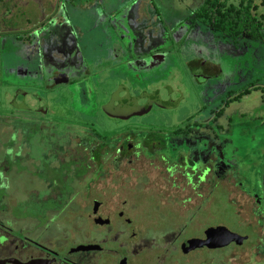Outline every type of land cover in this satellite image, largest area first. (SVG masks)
<instances>
[{
    "label": "flooded vegetation",
    "instance_id": "1",
    "mask_svg": "<svg viewBox=\"0 0 264 264\" xmlns=\"http://www.w3.org/2000/svg\"><path fill=\"white\" fill-rule=\"evenodd\" d=\"M165 46L169 42L157 54L164 55ZM29 50L21 52L25 62L34 58ZM123 63L140 87L157 82L145 78L147 57L134 53ZM187 64L190 77L178 81L174 96L148 89L127 95L118 92L121 85L108 99L98 94L104 119L70 106L72 116L55 120L48 102L27 103L33 111L10 102L14 121L29 123L37 148L44 138L48 149L46 165L31 173L32 197L14 214L0 201V264H264V161L254 167V186L247 178L241 182L238 172L249 167L237 162L238 149L225 138L224 110L187 107L189 88L207 83L211 69ZM89 67L48 70L45 88H77L74 105L80 107L82 92L91 97L81 87ZM241 96L229 93L226 107ZM182 111L189 115L181 117ZM23 112L36 117L25 120ZM234 191L237 230L214 222L212 210L215 195Z\"/></svg>",
    "mask_w": 264,
    "mask_h": 264
},
{
    "label": "rangeland",
    "instance_id": "2",
    "mask_svg": "<svg viewBox=\"0 0 264 264\" xmlns=\"http://www.w3.org/2000/svg\"><path fill=\"white\" fill-rule=\"evenodd\" d=\"M102 1L0 0V114L4 108V115H0V201L11 205L9 213H16V205L32 197L31 173L46 165L48 149L44 138L37 148L33 142L36 129L29 123L14 121L10 106L14 98L22 97L36 107L48 102L50 117L55 120L72 116L70 106L86 117L104 119L96 105L98 94L108 99L121 85L118 92L127 95L148 89L162 96H174L178 81L189 76L185 66L196 62L209 66L210 79L189 88L188 110H196L202 104L213 107L215 113L224 110L225 138L238 149L237 162H245L249 167L238 172L241 182L246 184L247 178L254 186V167L259 168L264 161V28L257 34L251 29L242 38L234 39L190 18L205 0H136L129 22L137 38L133 47L127 30L116 19L111 22L109 16L112 9L123 6L118 1L124 0H111L103 6ZM241 1L227 0V5L239 8ZM255 4L254 13L259 18L264 15V0H255ZM185 18L187 21L180 23ZM167 42L166 53L157 54ZM29 49H33L34 58L25 62L21 52L28 53ZM134 53L147 57L150 68L144 72L145 78L150 81L156 77L157 82L145 81L141 87L136 83L137 74L127 70L128 64L123 63ZM111 61L117 63L108 64ZM86 62L91 75L87 85L81 87L91 97L82 92L80 107L74 105L80 98L77 88L65 87L55 92L45 88L44 72ZM155 62L158 65L152 66ZM101 66L106 68L105 72ZM109 78L108 83L105 80ZM246 89L250 93L242 94ZM229 93L242 96L226 107ZM21 115L25 120L36 117L24 112ZM188 115V111L181 112L183 118ZM57 149L55 146L54 150ZM238 197L237 191L226 197L215 195L213 221L237 230L238 221L233 214L237 203L233 200Z\"/></svg>",
    "mask_w": 264,
    "mask_h": 264
},
{
    "label": "trees",
    "instance_id": "3",
    "mask_svg": "<svg viewBox=\"0 0 264 264\" xmlns=\"http://www.w3.org/2000/svg\"><path fill=\"white\" fill-rule=\"evenodd\" d=\"M256 8L255 0H242L239 8L227 5V0H205L190 18L194 23L201 22L216 32L240 39L251 29L257 34L264 28V15L258 18Z\"/></svg>",
    "mask_w": 264,
    "mask_h": 264
},
{
    "label": "crops",
    "instance_id": "4",
    "mask_svg": "<svg viewBox=\"0 0 264 264\" xmlns=\"http://www.w3.org/2000/svg\"><path fill=\"white\" fill-rule=\"evenodd\" d=\"M114 1V0H113ZM117 1V0H115ZM111 2V0H103L102 1V6L104 5H109ZM119 4H123V6H121L120 8H117L115 10H111L110 11V21L113 19H116L119 24L122 26L123 29L127 30V32L129 33V35L132 38V41L137 40V38L135 37V35L133 34V31L131 29V26L129 25V22L131 20L134 8L136 6V0H124L122 2L118 1ZM101 6V8H102ZM188 18H185L182 22L183 23L185 21H187ZM112 22V21H111ZM124 38L126 36H123Z\"/></svg>",
    "mask_w": 264,
    "mask_h": 264
},
{
    "label": "water",
    "instance_id": "5",
    "mask_svg": "<svg viewBox=\"0 0 264 264\" xmlns=\"http://www.w3.org/2000/svg\"><path fill=\"white\" fill-rule=\"evenodd\" d=\"M11 105L17 109L30 110V111L35 110V108L29 107L25 100L20 99L18 97L14 98V100H12ZM221 229L227 231V229H224V228H221ZM214 230H218V229H214ZM232 236H234L235 238L237 237L236 235H232ZM205 243H207V242L205 241Z\"/></svg>",
    "mask_w": 264,
    "mask_h": 264
}]
</instances>
